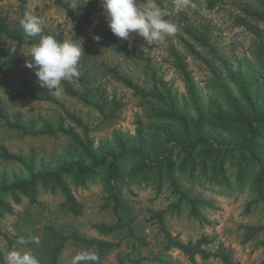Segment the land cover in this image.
Instances as JSON below:
<instances>
[{
  "label": "rangeland",
  "instance_id": "rangeland-1",
  "mask_svg": "<svg viewBox=\"0 0 264 264\" xmlns=\"http://www.w3.org/2000/svg\"><path fill=\"white\" fill-rule=\"evenodd\" d=\"M92 1L77 0L79 7L74 11L82 17L85 6ZM155 2L167 12L165 19L176 25L177 31L174 35L165 37L163 43L157 42L156 45H148L135 33H131L128 40L114 35L120 43H126L133 49L139 59L117 54L107 42L104 33L111 31L101 3L93 11L89 23L83 27L82 33L76 40L77 44L82 42L83 49H91L89 59L77 66L79 75L86 76L87 84H80L76 77L69 82L78 90H83L86 86L100 87L104 90L109 102L121 105L113 119L105 120L96 111L77 100L62 93L50 94L48 89L40 87L34 72L25 66L28 59L24 56L25 47L18 56L14 68L0 75V113L10 123L18 121L27 130L31 125H35L33 130L35 131L41 127V119L57 124L64 116L60 108L62 106L84 122L89 129V138L97 145L101 141L110 140L115 133L133 134L135 123L142 116L140 100L124 86L106 76L103 73V65L116 67L134 83L145 88H149L153 76L157 79L161 78L173 86L179 100L183 102L186 101L184 83L175 67L172 49L180 55L204 100H207L210 87L206 66L185 49L180 38L190 42L202 57L219 70H222L223 62L232 68L247 67L248 63L251 66L257 64L255 54L259 46L264 44V24L245 17L240 11V8L246 4L255 5V0H219L212 10L200 8L193 0H187L182 8L176 6V0H155ZM26 12L42 20L43 29L40 35H51L56 39L60 36L62 41H72L76 33V25L63 10L54 5L53 0H26L23 8L16 0H0V17L16 34L22 33L20 20ZM237 19H244L248 28L239 26ZM185 28L195 29L197 33H206L211 48L204 49L192 42ZM255 33H258L263 40L257 39ZM40 35L30 39L38 42ZM94 36H100L101 40L96 42ZM14 46L15 43L11 40L4 36L0 37V50ZM23 85L35 91L44 89L61 106L27 103L14 99L12 95L23 90ZM64 125L74 127L78 135L82 136L80 129L75 128L68 120H64ZM70 142L68 137L61 135L50 137L22 134L8 128L0 117V146L25 161L32 160L37 168L42 165L59 164L60 158L69 149ZM124 166L127 170L131 169L133 161L127 160ZM1 173L22 174V169L17 164L0 159ZM68 183L74 197L83 206L82 214L73 216L67 213L63 206L64 197L59 191L52 192L40 188L35 204L22 199L19 205H13L12 215H5L0 219V230L10 238L12 248L31 249L40 264H46L48 236L45 228L50 226L64 235L77 233L85 238L120 243V247L110 253L102 264H119L120 260L129 264V259H143V264H156L157 257L172 264H191L176 250L164 251L162 234L158 231L155 221L151 220L152 213L163 211L167 230L180 242H194L201 236H207L213 240L207 250L213 252L224 250L237 264H262L264 261L262 246L264 234L244 242L246 228L264 226V209L260 203L252 204L247 210V205L255 198L247 187L241 191L227 190L209 185L202 180L181 179L180 186L183 190L191 196L207 201L210 205L201 209L205 221L200 222L188 217L187 206L179 203L178 198L171 194L167 186L158 192L151 183H138L128 176L121 189V200L127 211L119 213L117 217L124 223L133 221L132 229L135 236L130 238L125 230L113 236L102 237L94 229V225H112L117 219L107 207L108 192L102 179H97L85 188L74 186L70 180ZM7 200L12 203V200ZM33 236L39 237L38 245L31 242ZM0 250L7 264V243L1 236ZM80 250L83 249L69 242L59 257V264H71L72 257ZM195 264L221 263L215 259L202 261L196 258Z\"/></svg>",
  "mask_w": 264,
  "mask_h": 264
},
{
  "label": "trees",
  "instance_id": "trees-1",
  "mask_svg": "<svg viewBox=\"0 0 264 264\" xmlns=\"http://www.w3.org/2000/svg\"><path fill=\"white\" fill-rule=\"evenodd\" d=\"M21 8L26 0H16ZM200 8L212 10L219 0H193ZM56 7L63 10L68 18L76 25V33L72 41L78 43L77 38L83 27L89 23L93 11L100 5L93 0L85 6L82 17L70 7V0H53ZM241 13L258 23L264 24V0H255V5H244ZM239 26L247 27L244 19H237ZM16 34L0 17V37L15 43L13 48L0 50V75L11 71L25 44H33L30 38L25 39ZM185 32L192 42L202 48H211L207 34L197 33L195 29L185 28ZM107 42L120 55L139 59L136 52L128 45L120 43L113 33H104ZM257 39L262 41L258 33ZM62 42V37L57 38ZM182 40L185 49L201 61L209 72L208 85L210 93L204 100L194 80L188 72L180 55L171 50L175 67L179 71L184 83L186 101L181 102L178 93L165 80L151 79L149 88L142 87L122 74L116 67L103 65V73L113 81L121 84L140 100L142 116L135 123L133 134L115 133L110 140H104L97 145L88 136L89 129L84 122L62 107L44 89L37 91L27 85L12 97L21 102L47 103L61 106L63 117L57 124L41 119V127L35 131V125L27 130L18 121L10 123L0 113L5 125L25 135L65 136L70 139L69 149L60 158L56 166L36 167L32 160L25 161L20 156L9 152L0 146V159L17 164L22 174H0V219L13 214V205H19L22 199L30 204L37 201L40 188L52 192L59 191L64 197L63 206L66 212L73 216H80L83 206L74 197L68 180L79 188L102 179L108 192V203L112 213L117 217L126 212L125 204L121 200L122 186L128 176L138 183H151L158 192L164 186L171 194L178 198L188 208V217L204 222L201 209L210 207L209 203L199 197L191 196L180 186L181 179L190 181L202 180L209 185L227 189L243 190L248 188L255 196L247 205L261 204L264 209V44L256 50V63H248L247 67L232 68L226 62L219 70L207 61L193 45ZM78 65L89 59L90 48H84ZM30 70V69H29ZM32 71V70H30ZM258 75H257V73ZM33 72V71H32ZM80 84H87L86 76L76 77ZM63 95L77 100L82 105L96 111L105 120L113 119L121 108L119 103L109 102L104 90L100 87L87 86L83 90L74 88L69 81H62ZM64 120H68L75 128L80 129L79 136L74 127H66ZM133 161L131 169L127 170L124 163ZM12 200L9 203L7 200ZM158 231L163 237L165 252L176 250L191 264L196 258L202 261L218 260L221 264H237L224 250L209 251L207 248L213 240L201 236L194 242L183 243L172 237L164 222V212L151 214ZM133 221L123 222L117 217L112 225L98 224L94 229L102 237L113 236L123 230L134 238ZM48 236L46 264H59V257L66 244L73 243L83 250L94 251L98 259L95 264H102L107 256L120 247V243L109 242L97 238H85L77 233L64 235L54 228H45ZM259 234H264V226L248 227L244 235V242L253 240ZM0 236L7 243V253L12 250V242L0 230ZM264 247V241L262 242ZM129 264H143V259H129ZM156 264H172L160 257L155 258ZM0 264H6L4 254L0 250ZM82 264V263H81ZM119 264H125L120 260ZM264 264V261L262 262Z\"/></svg>",
  "mask_w": 264,
  "mask_h": 264
},
{
  "label": "clouds",
  "instance_id": "clouds-1",
  "mask_svg": "<svg viewBox=\"0 0 264 264\" xmlns=\"http://www.w3.org/2000/svg\"><path fill=\"white\" fill-rule=\"evenodd\" d=\"M186 2L176 0V6L182 8ZM100 3L110 31L118 38L128 40L130 34L135 33L148 45H156L177 31L176 25L165 19L167 12L155 0H100ZM70 7L77 9V0H72ZM20 26L27 40L42 33L43 22L38 16L26 12ZM93 39L99 42L101 37L94 36ZM25 48L24 56L28 58L25 66L34 72L39 86L48 89L50 94L60 95L62 81H71L79 75L77 66L84 54L81 41L79 44L71 40L60 42L51 35H40L38 42L26 43ZM31 242L38 245L40 239L33 236ZM97 259L94 251L84 249L72 257L71 264H95ZM6 261L7 264H40L31 249L13 248L8 252Z\"/></svg>",
  "mask_w": 264,
  "mask_h": 264
}]
</instances>
